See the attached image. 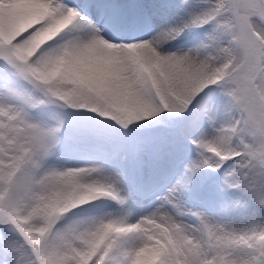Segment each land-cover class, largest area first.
<instances>
[{
  "label": "snow or ice",
  "instance_id": "6c2138e0",
  "mask_svg": "<svg viewBox=\"0 0 264 264\" xmlns=\"http://www.w3.org/2000/svg\"><path fill=\"white\" fill-rule=\"evenodd\" d=\"M0 264H264V0H0Z\"/></svg>",
  "mask_w": 264,
  "mask_h": 264
}]
</instances>
